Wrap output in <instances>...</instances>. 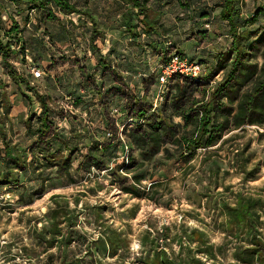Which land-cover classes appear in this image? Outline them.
<instances>
[{"label":"trees","instance_id":"obj_1","mask_svg":"<svg viewBox=\"0 0 264 264\" xmlns=\"http://www.w3.org/2000/svg\"><path fill=\"white\" fill-rule=\"evenodd\" d=\"M80 1L0 0V67L9 72L11 79L19 88H24L30 93L23 94L26 100L32 103L35 99L41 106V113L38 114L33 110L27 120L28 133L34 139L33 142L27 148L13 145L10 137L11 127L8 125L13 104L6 86L0 79V195H2L4 188L18 190L20 198L16 203L20 205L32 204L35 199L41 198L45 194L48 187L55 186L57 183L64 182L66 185L81 186L86 182H98L101 178L100 171L112 174L113 172L116 173V169L119 167L124 166L126 170H131L136 169L138 164L137 155L131 156L128 161L129 165L125 167L128 164L126 161H120L119 158L114 160L113 158L117 154L111 155L110 153L113 154V152L108 153L113 145L112 141H114L110 132V118L115 115V109H112L109 99L102 98V88H107V82H104L106 78L100 76L97 79V76L92 74L94 76V82H92L90 76L84 70L86 68L88 70L89 67L85 64L83 67H79L81 72L79 89L87 93L91 90L97 92L98 97H100L97 104L103 106L101 119L98 121L91 119L89 112L86 111V109H90V105L85 104L84 94L69 98L74 95L70 94L68 97L63 98L68 101L69 109H62L72 114V119L61 117L58 112V106L61 108V105L49 90L55 89L53 82L56 80V88H64L63 80L68 78V75L64 74L61 77L55 76L53 78L49 74L57 64L53 59L49 65H41L42 67H40L41 58L47 56L51 51L48 46H42L44 40L42 36L33 49L25 47V43H23V33L26 28L34 24L38 32L41 29L39 20L35 23L32 21L31 14L35 11L41 13V22L44 25L46 24L43 29L46 34V36L44 34V37L51 44L56 42L54 39L56 36L49 24H58L60 31L56 35L59 39L63 38L67 42V39L73 36L69 24L75 29L78 25L72 21V16L75 15L79 17L82 15L87 16L97 29L98 22L92 10L87 9V6L85 9L81 8ZM122 1L125 7V12L122 15L126 24L125 32L131 37L132 46L142 52H145L146 47H151L155 52L160 53L158 55L162 59L165 56L164 63H167L170 58L169 55L174 49L182 55L178 47L170 40H165L162 44L161 37L168 33V28L161 25L158 18L153 17L154 11L149 6L150 0ZM240 2L241 0H219L215 7L218 12L217 19L228 26V33L233 38V43L228 51L217 56L215 70L222 71L225 68L230 70L225 83L219 84L212 93V100L204 105L202 103L204 98L202 91L200 97L193 95V104L196 107L187 111L181 103L190 96L187 89L188 83L196 85L197 79L191 80L187 77V80H182V83L179 81L181 75L172 78V81L178 80L180 82L176 84V100L173 104L172 119L175 116L181 117L184 120V128L193 125V130L180 139L184 152L189 153L187 159L191 158L199 149H209L216 146L222 140L225 131L230 128L231 120L229 116L221 121L218 118V111L221 106L229 111L232 110L223 101L228 99L226 92L231 91L232 93L231 87L238 80L241 68L249 55L247 48H255V44L264 41V26H260L263 29L262 35L252 43L250 42L253 31L248 28L249 25L259 23L264 17V6H258L251 17H245L242 13V2ZM183 7L191 13L192 6L189 2H186ZM12 8H14V13L11 11ZM19 16L24 17L19 20L17 19ZM200 16L201 20L209 22L207 20L211 17V13L203 11ZM65 18H69L67 24L64 22ZM207 25L210 26V23H206L205 26L207 27ZM93 36L91 40L94 42L95 37ZM145 38L147 41H145ZM171 48L173 50H170ZM27 53L31 54L34 64L35 62L39 63L38 67H29L32 80L18 76V69L13 60L18 54H23L28 58ZM108 54L111 55L112 51L110 50ZM230 58H232L231 61ZM62 60H65V58H62ZM228 61H230V64H228ZM97 65L100 66V71L103 72L106 71L105 69L113 68V74L111 71L106 76L115 80L113 76L117 74V69L107 59L101 57ZM121 66L118 65V70L130 75L138 71L136 62L130 66L124 65V68H121ZM31 68L40 69L42 77L36 79ZM45 73L46 77L44 76ZM40 80H42L41 84L46 88L47 93H41L40 86H31L34 81ZM263 87L260 86L256 89V99L251 97L243 102L239 109L238 119L247 113H253L252 109L259 104L255 100L260 99L261 94L259 93L262 92ZM122 88L123 86L120 88L109 87L106 96H110L111 99L113 96L112 91L121 92L123 91ZM134 104V106L126 105L123 111L121 109L118 112L123 115L124 119L128 117V120H130V116H133L135 121L132 120V122L138 124L135 134L131 136L139 143L138 149L141 152L139 155L143 157L141 162L145 164L146 161L160 152L162 139L160 133L167 129V132L171 134L177 125H170L168 121H165L166 118L162 114L156 113V111L151 114L153 106L151 104L148 107L144 100H135ZM60 118H66L69 121L70 132L85 128L86 133L90 135L89 143L83 141V135L80 132L77 135L70 136L65 134L63 129H57L56 122ZM141 120H145L144 124L140 123ZM116 141L121 142L120 140ZM142 171L139 170L140 175L137 171L133 175L123 178L122 190L142 198L143 193L134 187V182L140 181L141 177L144 176L141 173ZM32 182H35L36 185L30 184ZM91 187L87 186L86 189L89 190ZM235 194L234 203H231L229 198H221V200L215 198L216 203L213 200L211 201L214 208L212 210L217 214V217L214 218V225L217 224V227H221L223 230L224 242L222 245L217 247L212 243L210 231H203L199 228H186V223H183L180 227L181 234L175 236L172 244H170L171 246L177 245V250L173 247L170 251L168 248L171 239L169 233H167V228L164 231L162 244L158 243L159 236L150 232L146 233V238L149 239L150 243L149 245L143 243L145 253L142 254L143 257H141L140 263L221 264L219 260L224 262L227 257L226 254L231 253V257H236L238 262L242 264H264V199L260 196L252 197L244 190ZM81 202V197L75 198V205L71 207L69 200H57L54 202V207L47 213L31 218L28 230V236L30 237L28 238L30 245L38 248L39 252L36 257L46 256L45 262L47 264H55L56 262L57 264H107L105 260L110 257L118 258V261L113 264H131L134 261L132 257H128V260H126L121 255L128 249L125 233L103 222L104 209L102 206L86 205L85 209H81ZM86 214L91 215L93 220L85 218L86 221H84L83 216ZM205 220H201V222H206ZM85 225H95V233L88 236L85 231L87 226ZM8 245L13 247L14 243ZM26 246L25 244L22 245L21 251H26L27 257H32L31 250ZM41 247L42 251H40ZM53 250L54 253H51ZM13 256L15 257V255Z\"/></svg>","mask_w":264,"mask_h":264},{"label":"rangeland","instance_id":"obj_2","mask_svg":"<svg viewBox=\"0 0 264 264\" xmlns=\"http://www.w3.org/2000/svg\"><path fill=\"white\" fill-rule=\"evenodd\" d=\"M186 2L192 6L191 13L183 7ZM218 2L219 0H152L150 2L154 11L153 17L158 18L161 25L168 28V33L161 37L162 44L165 40H170L186 59L191 62L202 63L203 72L198 77L181 76L179 80L183 83L187 77L191 80L197 79L196 85L188 83L187 89L190 96L181 103L187 111L196 107L193 104V95L200 97L202 91L204 93L202 103L204 105L209 103L212 100V93L219 84L225 83L230 70L229 68L222 71L215 70L217 56L228 51L233 43V38L228 33V26L217 19L218 12L215 7ZM241 2L242 13L245 17H251L258 6H264V0H241ZM79 5L84 9L87 6V9L92 10L93 14H98L101 20L98 21L97 29H95L92 20L87 16H72V21H77L78 25L75 29L69 24L73 36L67 39L66 44L70 47L86 41L91 43L90 46L94 48L96 60L92 63L89 62L88 65L85 63L89 68L84 70L92 82H94L93 75H96L97 79L100 76L106 78L104 82H107V88H102V98L108 100L110 97L106 96L109 88L108 81L111 83L115 81L123 86V91H112L111 93L118 103L113 106V109H117L114 111L115 115L110 118L111 136L114 141L120 140L126 147L119 160L128 163L130 157L136 155V152L138 155L141 153L138 149L139 143L131 136L135 134L138 124L132 122L133 116H130V120L127 117L124 122H121L123 116L118 112L121 106L126 107L129 104L134 106L135 100H144L148 107L152 104L151 114L156 111V113L162 114L166 118L165 121H168L170 125L177 126L174 127L175 129L172 130L171 134L167 132V129L160 133L162 138L160 152L153 156V159L146 161L145 164L141 162L143 157L139 155L136 169L126 170L122 166L116 169V173L113 172L112 174L100 171L99 174L105 182L106 189L97 196L91 194L85 196L88 192H84L87 191V186H94L96 182H86L79 187L58 190L56 193L72 196L79 190L84 194V199L80 205L81 209H85L86 205L102 206L104 209L103 222L125 233L128 249L121 255L126 260L128 257H132L134 261L131 264H142L140 259L145 253L143 243H148V245L150 243L149 239L146 238L148 232L159 236L158 243L162 244L164 231L167 228V233L171 239L168 248L170 251L173 247L177 250V245L171 246L170 244H172L174 236L179 233L183 223H186L188 228H202L200 223L204 222L201 220L208 219L207 222L210 224L208 231H210L209 234L214 241L212 243L219 247L224 242V235H222V228H218L217 224L214 225V218L217 217V214L212 210L214 208L211 201L215 202V198L219 200L229 198L231 203H234L235 193L241 190L252 197L260 196L264 199V41L255 44V48H247L249 55L241 68L238 80L231 87L232 93L231 91L226 92L228 99L223 101L232 110L229 111L221 106L218 111V118L221 121L229 116L230 128L225 131L222 140L216 146L209 149H199L191 158L187 159L189 153L184 152L180 139L193 130V125L184 128V120L181 117L175 116L172 119L173 104L176 100V84L180 82L176 79V81H172L174 76L170 80L168 79L169 81L167 79L165 82L161 81L165 56L162 59L158 55L160 53L155 52L151 47H146L145 52H142L132 46L131 37L125 32L126 24L122 17L125 7L122 0H112L110 5L105 0H81ZM11 11L14 13V8ZM203 11L211 13V17L207 20L209 22L200 19V14ZM68 20L69 18H65V24L68 23ZM206 23H210L209 28L205 26ZM261 25L264 26V17L259 23L248 26L253 31L250 43L262 35ZM44 34L43 31L38 32L34 24L26 28L23 33L25 47L33 49L42 36L44 39L42 46H48L51 50V42L45 39ZM92 36L95 37L94 42L91 40ZM104 39L109 40L111 56L114 61L113 66L117 69V74L113 76L115 80L106 76L111 71L113 74V68L105 69L104 72L98 71L99 65L97 64L99 59L103 57L102 52L105 49L101 46ZM145 41H147L146 38ZM163 47L165 48V46ZM58 50L59 48L56 52ZM27 54L28 58L23 54H18L13 60L18 69V76L32 80L29 67H38L39 63L35 62L34 64L31 54ZM73 61L76 62L77 60ZM135 62L138 70L135 72L136 74L130 75L118 70V65H122L121 68H124V65L130 66ZM77 63L81 64V60L78 59ZM41 65L40 67H42ZM44 76L46 77V73ZM0 79H2L10 95H17L12 97L13 101L15 103L22 102L20 96L22 89L13 82L9 72H6L2 67H0ZM41 82L42 80L34 81L31 86L42 87ZM162 86L164 90H159ZM260 86L263 87L262 92L259 93L261 96H258L260 99L255 100L259 103L258 106L252 109V114L247 113L238 119L240 106L251 97L256 99V89ZM162 98V102H157V100L161 101ZM59 105H61V108L58 106L60 116L72 119V114L62 109H69L68 101L66 99L60 100ZM18 106L22 107L20 111L25 108L21 104ZM23 120L25 119L20 117L15 127L10 125L11 120L8 121V125L11 127V138L22 132ZM143 122L145 120L140 121L141 124H144ZM128 165L129 163L125 167ZM139 170H143L141 173L144 176L141 177L140 181L134 182V187L143 193L142 198L122 190L124 183L122 179L137 171L139 174ZM106 175L108 176L106 177ZM49 197L50 195H47L37 200L31 208L32 211L18 208L14 205L15 202L0 198V264H47L45 262L46 256L36 257L39 252L38 248L30 245V241L27 242L26 237H30L28 236V227L31 223V216L35 217L46 210L50 202ZM27 211L32 213L27 215ZM85 218L93 220L91 215L83 216L84 221H86ZM85 226H87L85 231L88 236L95 233V225ZM10 241H13L11 242L14 243L13 247L8 245ZM24 243H28L26 247L31 250L32 257H27L26 251H21ZM40 251H42V247ZM51 253H54V250ZM230 254L227 253L224 262L219 260V263L230 264ZM220 257H222L221 254ZM105 261L107 264H113L118 261V258L110 257Z\"/></svg>","mask_w":264,"mask_h":264},{"label":"crops","instance_id":"obj_3","mask_svg":"<svg viewBox=\"0 0 264 264\" xmlns=\"http://www.w3.org/2000/svg\"><path fill=\"white\" fill-rule=\"evenodd\" d=\"M89 1V0H88ZM106 3H108V5H110V3L112 2V0H105ZM152 0H150L151 2ZM149 6H151L149 4ZM32 16V21L35 23L36 21H40V25H41V29L39 32L43 31V29L45 28L46 24L44 25V23L41 22V13L40 12H33L31 14ZM94 16L97 19V22L101 20V17L98 14H94ZM24 16H19L17 17V19L21 20L23 19ZM79 17V16H78ZM76 24H78L77 21H74ZM48 26V24H47ZM51 30L53 31V34H55V43L51 44L52 48L51 51L47 54V56L45 55L43 58H41V64L44 66H47L51 63L52 59L55 60L57 62V64L54 66L53 70L49 72V74L54 78L55 76H63L68 75V78H65L63 80V84H64V88H56V84H57V80L55 82H53V85L55 86V89H50L49 92H51V94L53 93V97L58 100V102H60V100H63V98L68 97V95L70 94H74L73 96L69 97V98H75V96H78L80 94H84L85 95V100L86 103L85 104H89L90 105V109H86V111L89 112L91 119H93L94 121H98L99 119H101L102 117V110H103V106L102 104H97L98 101L100 100V97H98V94L96 91L91 90L88 93L84 92L83 90L79 89V83L81 81L80 76H81V72L79 67H83L84 64H89V62H94L96 60V56L94 51L92 50L91 46H90V42L86 41V42H82L80 44H76V45H71L69 47L68 44H66V41L63 38H58L56 35V33H59L60 28L59 25H50ZM104 45V46H103ZM102 47H104L105 49H103L102 52V56L107 59L112 65L114 64V61L112 59V56L109 55V51L111 50V47L109 45V40L104 39V43L101 44ZM100 46V47H101ZM57 48H59V50L56 52ZM56 52V53H54ZM82 57V59H81ZM62 58H65V60H62ZM81 60V64H78L77 62L75 63V61L73 60ZM63 61V62H62ZM85 61V62H84ZM98 71H100V66H98ZM159 85V84H158ZM109 87H116V88H120L122 87V84L118 83V82H110L109 83ZM42 88V89H41ZM44 88V91H43ZM159 90H164V88H161ZM158 90V91H159ZM75 91V92H74ZM40 92L41 93H47L46 88L42 85V87H40ZM29 92H27L24 88L22 89V93H20V96L22 98V102L19 101L17 103H15L12 99L13 96H17V95H10L11 96V100H12V110L10 112V125H12L13 127L16 126V122L20 120V117H22L23 120V126H22V132L20 134H16L15 136H13L12 139V144L13 145H20L22 148H27L32 142H33V138H31L30 134L28 133V128H27V120L29 118V116L31 115V113L33 112V110H35L38 114L41 113V106L40 103L38 101H36L35 99L33 100L32 103H30V101L26 100V98L23 96V94H27ZM30 94V93H29ZM28 94V95H29ZM116 98L112 96V98H109V101L111 103V107L112 109L114 108L113 106L117 103L116 102ZM23 105L26 108L23 109V111H20V106L18 105ZM118 104V103H117ZM80 109H82L81 107H79ZM125 108V106H121L119 108L118 111H123V109ZM117 109V108H115ZM83 110V109H82ZM25 111V112H24ZM23 112V113H22ZM122 115V114H121ZM123 116V115H122ZM123 118V119H122ZM121 122H124V117H121ZM56 128L59 130L64 131L65 134H68L70 136L73 135H77L79 134V132L83 135L82 139L85 143H89L90 140V135L86 133L85 128H82L80 130L75 129L73 132H70V124L69 121L66 118H60L59 121L56 122ZM112 146L111 149L108 151V153H110L111 155H115L117 154V156L115 159H118L120 157V155H122L125 151V145L119 141H112ZM114 144H118V146L114 145ZM137 157L139 156L138 153L136 154ZM101 177V176H100ZM60 182V181H59ZM32 185H36L35 182L30 183ZM99 184H101V186H99ZM28 186V185H26ZM74 187H79V186H74V185H66L64 182H60L57 183L55 186L52 187H48L47 191L45 192V194L41 197L43 198L44 196L50 195L49 197V205L47 206L46 210L42 213L39 214L37 216H41L45 213H47L51 208L54 207V202L55 201H65V200H69L71 203V207H74V200L75 198L81 197L82 200L84 199V194H82V192H80L79 190L76 191L77 193H74L72 196H68L66 194H60V193H56L58 190H65V189H69V188H74ZM106 189V185L104 180H102V177L99 178V181L95 183L94 186H92L89 190L84 191V192H88L87 195H92V196H97L102 190ZM4 195V196H3ZM0 198L4 199V200H9V201H13L15 202L14 205L18 206V208H23V209H27V210H31L32 211V206L35 204V202L37 200H40L41 198L35 199L34 202L30 205H20L17 204V200L20 198L19 196V191L15 190V189H10V188H4V191L2 192V195H0ZM29 213L31 214L32 212L27 211L26 214L29 215ZM25 213H23V215H26ZM34 217V216H33ZM36 217V216H35ZM30 218V217H28ZM32 218V216H31ZM208 219H206L205 221L207 222ZM200 223L203 227L199 228L200 230L203 231H208V225H210L208 222L206 223ZM187 228V226H186ZM118 229V228H117ZM29 230V227H28ZM120 230V229H119ZM179 234H181V228L179 229V233L176 235L178 236ZM222 235H224L222 233ZM175 237V236H174ZM26 241H29V238L26 237ZM13 241H10V243ZM212 242H214L212 240ZM25 245H27L28 243H24ZM228 259V258H227ZM230 264H242L240 262H238L236 257H231V261Z\"/></svg>","mask_w":264,"mask_h":264},{"label":"built area","instance_id":"obj_4","mask_svg":"<svg viewBox=\"0 0 264 264\" xmlns=\"http://www.w3.org/2000/svg\"><path fill=\"white\" fill-rule=\"evenodd\" d=\"M210 26L207 25V28ZM169 60L167 63L162 65L161 71V81L165 82L167 79H171L173 76L181 75V76H190V77H198V75L203 72V66L197 61H189L184 56L180 55L176 49L173 50L172 53L169 55ZM32 73L34 74L36 79L42 77V71L40 69L34 68L32 69ZM168 80V81H169ZM163 84V83H162ZM162 88H164L162 86ZM157 100V102H162Z\"/></svg>","mask_w":264,"mask_h":264}]
</instances>
